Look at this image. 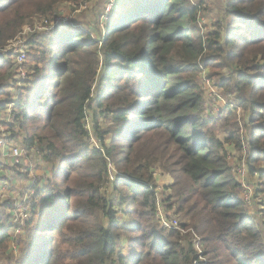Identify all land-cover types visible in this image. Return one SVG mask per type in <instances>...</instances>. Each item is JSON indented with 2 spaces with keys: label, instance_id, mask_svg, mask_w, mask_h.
Returning <instances> with one entry per match:
<instances>
[{
  "label": "trees",
  "instance_id": "1",
  "mask_svg": "<svg viewBox=\"0 0 264 264\" xmlns=\"http://www.w3.org/2000/svg\"><path fill=\"white\" fill-rule=\"evenodd\" d=\"M83 1L0 0V49L34 16ZM203 4L114 0L99 40L69 20L49 35L29 33L27 79L13 94L11 56L0 54V112L13 105L12 122L3 123L7 140L21 139L50 172L29 191L21 225L27 248L19 258L38 250L48 251L43 264H193L196 236L205 264H264L261 228L250 221L259 214L264 226V0H224L222 18L200 26ZM205 69L212 77L226 69L215 87L233 94L231 108L212 118L197 82ZM254 72L262 80H252ZM239 108L251 116L246 140ZM103 119L110 121L105 128ZM243 144L248 201L225 152ZM158 168L173 181L164 190L154 183ZM12 207L0 204V247L20 227ZM171 217L185 233L160 225ZM43 233L60 241L53 238V252L37 240Z\"/></svg>",
  "mask_w": 264,
  "mask_h": 264
},
{
  "label": "rangeland",
  "instance_id": "2",
  "mask_svg": "<svg viewBox=\"0 0 264 264\" xmlns=\"http://www.w3.org/2000/svg\"><path fill=\"white\" fill-rule=\"evenodd\" d=\"M114 0H84L83 2L80 3V7L76 8V6L71 5V4H63L59 7V11L57 14L52 15L51 17H41V16H34L33 19L29 22L30 24L26 25V26H32L35 24V26H38V24H40V22L42 21H46L47 25H41V26H46V29L42 30V31H35L38 33H43V34H50L53 30H55L57 27L61 26V23H66L69 21H72V24H74L75 26H81L82 29H84L85 31H87L89 34H91V37L93 39L99 40V34H104L103 33V23L104 22H108L110 21V12L112 9V4H113ZM200 0H193V3H197ZM202 2L204 3L201 7V9L205 8L208 9L207 12V17H203V16H199L198 17V24L203 25L206 22L210 23L213 20H217L219 18H222V9L224 4H219L224 3V0H202ZM108 16V17H107ZM69 20V21H68ZM207 20V21H206ZM57 21V23H56ZM103 22V23H102ZM112 22V20L110 21ZM111 24V23H110ZM28 35V34H27ZM27 38V37H26ZM26 40V39H24ZM53 50V48L51 49ZM56 50V49H54ZM54 56H57V59L60 61L61 57H62V51H58ZM8 57V56H7ZM31 58L32 57H28L29 59V65H31ZM27 60V59H26ZM25 60V62L22 64V66H17L14 63V59L11 58V68L9 69L10 71V75L11 76V80H15V81H9L8 84H10L12 87L8 88V91L10 92V94L14 92V88L16 84H22L23 82H25V80L27 79L26 77V73H27V61ZM260 62V55H257V58L255 59V64H258ZM27 64V65H26ZM23 71L25 73V77L22 78L21 76H17L16 73L17 71ZM217 72V71H216ZM226 69L225 70H221L218 71V76H213L212 74L213 72L205 69L200 75H198V79L197 82L198 84L201 85L205 95L204 98L207 100V109H206V115H211L208 116V118H212L215 116V114H218V111L223 110L222 108L228 107L231 108L230 106H228L227 104L230 103V101L233 100V94L227 92H219V90L215 87L216 85L218 86V84H220V76H226L227 73ZM261 72V71H260ZM258 74L261 73H251L250 77L252 80L254 81H260L262 80L261 77H256L258 76ZM208 77H210L211 79L207 80ZM15 82V83H14ZM17 82V83H16ZM221 90V89H220ZM223 91V90H222ZM0 100H5L4 97H1ZM6 101V100H5ZM3 101V102H5ZM7 109L3 112H0V118L5 122V120H8V122H12V109H13V105L12 103L7 104ZM233 107V106H232ZM248 113H250L248 110H241L240 108L238 110H236L235 116H237V121L239 122L240 125V136L242 138V140H246L247 138V132L249 133V129H250V125L251 123L249 122V118L251 117ZM213 115V116H212ZM4 117V119H3ZM264 117V116H263ZM101 124L100 126L105 128L106 126H108L110 124V121L107 119H103L102 121H100ZM264 126V125H263ZM211 128H213L215 130V134L219 133L218 132V128L215 126H211ZM6 130V137L10 136V134L7 132ZM92 130V129H91ZM93 132V130H92ZM223 136H221L220 138H222ZM89 142L90 145L93 147L98 148V143L96 142V140L94 139L93 135L91 134V136L89 137ZM108 142H106L107 144ZM8 150L9 148L13 147V148H18L20 150H22V157L19 160L18 164L16 166H11L10 163L8 164L9 166H7L6 169V174H4L5 170H3V177L8 179V182L10 183L11 179L16 178V175H24L26 178V182L28 184V182L31 180L33 183H37V181H39V179L36 177L37 175L35 174L36 172H40L42 166H46L44 163L40 162V158L37 157V155L34 156L35 159L32 160V158H24L26 157V151L23 147V144L21 142V139H17V140H10V142L8 143ZM243 148L240 150H234L230 147H227L226 149V153L228 155V159H229V164L232 168V172H233V176L236 179V181L240 184L241 186V190H242V199L244 200L245 195H250V197L252 196V194L249 191H245L248 187L245 184V179H246V175H245V166H246V158H247V154H248V150L246 148V146L243 144ZM173 149V148H172ZM171 149V150H172ZM6 154L10 160V154L9 152L6 150ZM24 158V159H23ZM20 163V164H19ZM34 168V169H33ZM111 170V167H110ZM48 171V177L45 179L49 180L50 178V172H49V168L47 169ZM64 173V172H62ZM111 174H112V170H111ZM154 175V183L156 184V186L158 187V189L164 190L165 186L168 185V183L170 181H172L171 177L169 175L163 174L162 173V169L158 168V169H154L153 172ZM21 177V176H20ZM110 179H113V177ZM109 179V180H110ZM30 181V182H31ZM42 181V179H41ZM51 181V179H50ZM22 191H24L22 189ZM30 192L34 191V189L30 188L29 190ZM28 191V193H29ZM102 191L105 192V194H107V196H110V198H112L113 194H110L111 190L110 188H108V186H106V184L104 185V187L102 188ZM6 192V188H4L3 191H0V204L2 202L5 201H11L13 203V207L10 210V214L12 215L11 219H13V224H19L20 227L23 224V221L29 218V213H27V217L24 218L22 215V211H21V205L23 204V198L24 195L18 196V197H13L11 196V194L7 195L5 194ZM32 200V199H31ZM30 200V202H31ZM41 205V204H40ZM260 208V209H259ZM259 210H263L264 208L262 206L258 207ZM251 212H255L256 211V207L251 205L250 207ZM175 220L178 221V223L180 222V219L175 217ZM250 221L257 224L258 227L261 228V233L262 236L264 238V226L262 227L263 223L262 219L260 218L259 214L252 216V218L250 217ZM16 227L11 228V230H9V234L11 235V241H9L8 243H6L5 245L0 247V264H16L17 260L19 261L17 264H21V262L23 261L24 257L26 256L27 259L26 261L28 262V264H43L46 257L48 256V251H46V253H44L45 255H41V253L38 252V250H28L25 251L23 254H20L21 258L18 257L19 253L23 250H25L27 248V244H25V238H26V234L24 233V230ZM181 234H183V232H181ZM56 235L53 234H41L40 237L37 238V240H42L43 239V247L44 248H48L49 251L53 252V238L55 240L56 245L59 244V240H57L55 238ZM48 237H52L51 239H46ZM22 240H24L22 242ZM10 257L12 259H10ZM19 258V259H18ZM30 259V260H29ZM206 260V259H205ZM50 264H53V259H51Z\"/></svg>",
  "mask_w": 264,
  "mask_h": 264
},
{
  "label": "built area",
  "instance_id": "3",
  "mask_svg": "<svg viewBox=\"0 0 264 264\" xmlns=\"http://www.w3.org/2000/svg\"><path fill=\"white\" fill-rule=\"evenodd\" d=\"M57 23V21H56ZM47 25L46 21L40 22L38 26L32 25V26H26L23 28L21 33L12 41H9L7 45L3 48L0 49V54L4 57L11 56L12 59H14V63L17 66H22V64L25 62V56L27 52V47L24 42V36H26L29 33L35 32V31H42L46 29V26H41V25ZM17 76H21L22 78L25 77V73L23 71L18 70L17 71ZM4 121L0 118V152L7 150L10 154V165L11 166H16L19 162V160L22 157V150L18 148H9V141L7 140L6 137V130L5 126L3 125ZM5 123H10L8 120H5ZM32 193H28L27 197L23 199V204L21 205V211L22 215L24 218L27 217V213L29 212V203L28 200L31 198ZM250 199V195H245L244 200L248 201ZM160 225L164 229H172L176 230L178 232H183L179 226L178 221L175 220V218L171 217L170 219H161ZM185 233V232H183ZM194 239V245L197 251V259L196 261L193 262V264H205V259L202 255V249L200 246V241L196 236H193Z\"/></svg>",
  "mask_w": 264,
  "mask_h": 264
},
{
  "label": "crops",
  "instance_id": "4",
  "mask_svg": "<svg viewBox=\"0 0 264 264\" xmlns=\"http://www.w3.org/2000/svg\"><path fill=\"white\" fill-rule=\"evenodd\" d=\"M219 4L222 5L223 3L220 2ZM221 9L223 10V8H221ZM208 116H211V115H207V117ZM3 119H4V117H3ZM6 153H7L6 150L0 152V164H1L0 165V172H3V170H5L4 174L7 173L6 169H7V166H9L8 164L10 163V160H9ZM34 156H35L34 153L30 152V153H27L26 157H24V158H32V160H33V159H35ZM47 169L48 168H46V166L43 165L42 168L40 169L41 171L35 173L37 175L36 177L40 181L41 186H44L46 183L45 177L46 178L48 177ZM16 176L17 177L14 179H11V181L9 183L8 179L3 177V173H0V191H3L4 188H6L7 193H5V194H7V195L11 194V196H13V197H15V196L18 197V196H20V194L21 195L27 194V192L30 190V188L33 187L34 183L30 180L31 182L29 181L27 184L26 178L24 175H16ZM41 179H42V181H41ZM172 182L173 181H170L168 183V185H171ZM246 185L248 188L245 191H249L250 186H249V184H246ZM22 189L24 191H22ZM241 196H242V194H241Z\"/></svg>",
  "mask_w": 264,
  "mask_h": 264
}]
</instances>
